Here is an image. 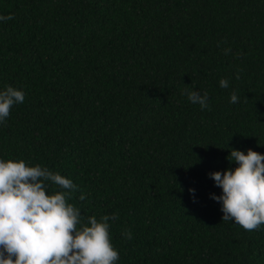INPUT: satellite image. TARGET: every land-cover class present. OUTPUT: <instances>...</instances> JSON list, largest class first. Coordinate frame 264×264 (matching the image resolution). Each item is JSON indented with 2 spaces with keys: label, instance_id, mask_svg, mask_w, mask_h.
Wrapping results in <instances>:
<instances>
[{
  "label": "trees",
  "instance_id": "trees-1",
  "mask_svg": "<svg viewBox=\"0 0 264 264\" xmlns=\"http://www.w3.org/2000/svg\"><path fill=\"white\" fill-rule=\"evenodd\" d=\"M0 15V91L26 94L0 159L71 179L85 221L117 213L115 264H264V226L222 221L209 176L237 167L231 149L264 155V0H0Z\"/></svg>",
  "mask_w": 264,
  "mask_h": 264
},
{
  "label": "clouds",
  "instance_id": "clouds-1",
  "mask_svg": "<svg viewBox=\"0 0 264 264\" xmlns=\"http://www.w3.org/2000/svg\"><path fill=\"white\" fill-rule=\"evenodd\" d=\"M10 19L14 16L0 15V21ZM222 51L231 54L230 47ZM241 71L237 70L236 79ZM219 86L228 88V79H220ZM184 94L202 110H211L206 91L200 94L186 88ZM25 95L10 85L0 91V124L13 106L24 102ZM230 102H239L235 91ZM227 159L237 167L209 173L222 190L211 198L221 204L222 221L259 231L264 226V155L251 148L246 154L231 149ZM50 185L60 190L46 194ZM77 189L71 179L47 167L0 159V264H115L119 252L110 242L109 222L118 219V214L103 215L99 220L88 216L85 221L80 209L68 202ZM85 198L84 194L79 197L81 201ZM122 235L132 239L130 230Z\"/></svg>",
  "mask_w": 264,
  "mask_h": 264
}]
</instances>
